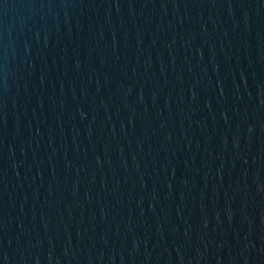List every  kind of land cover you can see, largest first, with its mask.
Segmentation results:
<instances>
[{"label": "water", "instance_id": "water-1", "mask_svg": "<svg viewBox=\"0 0 264 264\" xmlns=\"http://www.w3.org/2000/svg\"><path fill=\"white\" fill-rule=\"evenodd\" d=\"M0 264H264V0H0Z\"/></svg>", "mask_w": 264, "mask_h": 264}]
</instances>
